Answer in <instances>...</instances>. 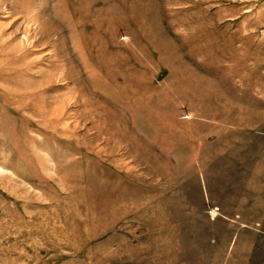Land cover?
<instances>
[{
    "label": "rangeland",
    "instance_id": "obj_1",
    "mask_svg": "<svg viewBox=\"0 0 264 264\" xmlns=\"http://www.w3.org/2000/svg\"><path fill=\"white\" fill-rule=\"evenodd\" d=\"M264 0H0V264H264Z\"/></svg>",
    "mask_w": 264,
    "mask_h": 264
},
{
    "label": "crops",
    "instance_id": "obj_2",
    "mask_svg": "<svg viewBox=\"0 0 264 264\" xmlns=\"http://www.w3.org/2000/svg\"><path fill=\"white\" fill-rule=\"evenodd\" d=\"M264 206V205H263Z\"/></svg>",
    "mask_w": 264,
    "mask_h": 264
}]
</instances>
